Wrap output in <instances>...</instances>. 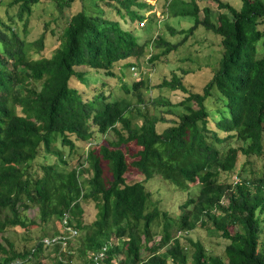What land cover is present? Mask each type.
I'll return each mask as SVG.
<instances>
[{
  "label": "trees",
  "instance_id": "obj_1",
  "mask_svg": "<svg viewBox=\"0 0 264 264\" xmlns=\"http://www.w3.org/2000/svg\"><path fill=\"white\" fill-rule=\"evenodd\" d=\"M52 1L62 9L75 0ZM116 1L124 12L116 8L115 19L85 10L72 14L49 56L41 53L43 31L28 41L13 26L15 19L26 25L40 0H7L8 6H17L16 12L6 19L0 13V264H74V254L82 264H93L89 252L104 245L108 249L103 264H264V174L232 182L217 179L221 171L234 169L238 153L264 154V53L258 56L257 47L264 48V0H240L238 8L211 0L224 10L216 20L209 6L201 11L196 0L171 9L174 15L194 17L183 31L186 35L199 25L219 35L223 52L202 93L190 91L181 77L163 80L160 86L179 88L186 95L177 103L184 111L161 132L156 123L169 120L142 109L141 89H149L148 80L132 82L136 103L125 98L107 101L103 91L84 99L70 85L84 84L91 70L114 76L118 63L135 66L149 45L168 54L184 41L186 35L170 43L156 33L140 42L121 19L141 22L150 4ZM5 3L0 0V6ZM156 56L150 54L149 59ZM213 88L224 99L221 111L207 101ZM170 109L166 110L171 114ZM96 133L106 137L105 143L93 142ZM229 138L240 144L220 153L217 144ZM58 139L70 152L75 141L90 142L83 161L65 169L67 162L56 150L62 165L41 163L38 174L32 163L40 147L49 153ZM129 168L141 173L144 181L159 176L184 191L188 184L198 183L196 196L181 205L186 209L192 204V209L178 218H169L156 206L148 209L150 193L144 181L126 182ZM90 201L97 212L86 224L82 204ZM31 207L45 224L55 221L61 226L63 216L70 214L77 238L67 239L65 246L44 241L59 229L30 248L18 249L1 237L8 228L36 224L25 214ZM160 217L182 232L185 243L165 231L157 246H148L154 236L151 226ZM197 224L210 225L227 241L221 255L207 252L201 241L188 236ZM160 245L165 249L157 253ZM143 247L151 251L146 258L141 256Z\"/></svg>",
  "mask_w": 264,
  "mask_h": 264
},
{
  "label": "rangeland",
  "instance_id": "obj_2",
  "mask_svg": "<svg viewBox=\"0 0 264 264\" xmlns=\"http://www.w3.org/2000/svg\"><path fill=\"white\" fill-rule=\"evenodd\" d=\"M189 0H148L150 4L148 9V19L145 24L138 25V20L129 22L122 20L121 23L124 27H130L135 34L139 36L140 42L145 39H150L157 32L167 42L176 43L181 41L186 31L194 21V17L191 15H174L171 13V9H182L185 5L184 2ZM199 9L202 11L204 6H209L212 13V20H216L217 14L224 11L219 9L217 4L211 0H196ZM226 1L235 7H239L240 0H222ZM7 2V0H3ZM171 3V6L167 5ZM117 6H111V5ZM32 14L28 18V22L24 25L21 21L15 19V24L20 37L33 41L43 31L44 34V48L41 50L42 55L49 56L54 48L59 43V37L61 36L64 26L68 23L72 14L85 10L88 13H98L109 18H116L119 8L122 13L124 9L120 3L116 0H75L70 5L60 9L52 0H40V2L34 7ZM132 9L135 7L132 6ZM17 6H8L7 3L0 6V13L2 17L6 19V16H12L16 12ZM201 11L199 16L202 17ZM119 17V16H118ZM154 18L158 20L161 18L159 28L154 23ZM181 31V32H180ZM259 54L264 53V48L258 44ZM163 48L148 47L145 55L138 59V63L134 66L135 69L131 72V67L125 62H121L114 67V76L105 75L103 71L91 70L85 75L84 84L80 81H73L70 85L76 86L84 99L93 98L96 94L103 91L108 98L107 101H113L115 99H129L132 103H136V98L133 97L131 84L133 81L139 79L148 80L149 89L142 88L143 97V111H147L149 114H155L157 116L163 115L169 120L167 123L157 122L156 129L161 132L164 127L171 125L172 119H177L175 114L184 111L180 104H177L186 95L180 91V89H173L168 86H160L163 80L169 81L174 75L182 78V83L190 89V91L202 93L203 87L208 83L215 70L216 64L220 61L222 56L223 47L220 43V36L213 32L206 30L203 26L199 25L191 34L185 36L184 41L174 50L168 54H163ZM152 54L157 55L156 58L150 60L148 57ZM39 57L38 54L34 55ZM218 65V64H217ZM125 89H128L127 91ZM211 98L207 101H211L212 108H220L224 105L223 97L218 91L213 88L211 90ZM170 103L172 106L167 105ZM176 103V104H175ZM174 104V105H173ZM194 107L196 105L194 104ZM171 108L170 114L166 109ZM222 109H219L221 111ZM224 135L223 133H221ZM74 140V136H71ZM106 137L100 136L98 133L94 134L93 142L96 145L99 143H105ZM107 140V139H106ZM264 143V138H263ZM77 145L75 150L70 152L68 146H63L60 139L53 143L56 147L49 153H44L42 146L40 147L37 157L32 163V169L37 170L40 174L39 164H60L62 165L55 151H59L67 162L65 169L74 168L80 161H83L85 157V151L88 148V142L75 141ZM240 142L235 139L229 138L221 144H217V148L220 153H224L230 146H237ZM264 174V154L261 156H244L238 153V161L231 172H220L217 179L220 182H232L235 177H257L260 178ZM125 179L127 183L135 181H144V176L135 170H129L125 173ZM146 190L150 193V204L148 209L156 206L161 211H165L168 217L178 218L182 213H186L192 209L190 204L186 209H181V205L188 199H192L196 196L198 191V183L188 184L187 190H182L169 182L162 180L159 176H154L144 181ZM83 221L88 224L92 222L96 216L97 209L94 202H83ZM25 214L30 219L35 220L36 224L27 229L21 227L8 228L1 237H6L15 243V247L23 249L24 247L30 248L38 241L40 237L51 235L54 231L60 229L58 223L51 221L47 224L41 223L38 220L37 208L31 207L25 211ZM168 220H164L160 217L151 226V232L154 234L152 241L148 243V246L159 243L162 235L165 231L173 237H180L182 243V232L176 227H172L171 223L166 224ZM170 222V221H169ZM168 227V228H167ZM167 228V229H166ZM166 229V230H165ZM185 234V233H184ZM193 239H198L202 242L207 252L211 254L221 255L223 248L226 244V240L218 233L210 229V225L197 226L187 233ZM79 235V233H78ZM77 238V236H76ZM75 238V239H76ZM75 239L70 243V246H75ZM264 239V237H262ZM45 241V239H44ZM171 243V241H170ZM165 248L160 245L156 251L162 253ZM149 253L145 247L141 249V256L146 258ZM76 260L74 264H82V260H78L76 254H74ZM121 256L119 257V259ZM45 261V259L43 260ZM27 264V263H25Z\"/></svg>",
  "mask_w": 264,
  "mask_h": 264
},
{
  "label": "clouds",
  "instance_id": "obj_3",
  "mask_svg": "<svg viewBox=\"0 0 264 264\" xmlns=\"http://www.w3.org/2000/svg\"><path fill=\"white\" fill-rule=\"evenodd\" d=\"M148 1V0H147ZM143 13H144V15H145V18L144 19H142L141 20V22H139L138 23V25L140 26V24H145L146 22H147V19L149 18L148 17V9H146V10H143ZM161 21H162V19L160 18L159 20L157 19V18H154V23L156 24V26L159 28V26H160V23H161ZM145 22V23H144ZM157 33V32H156ZM155 33V34H156ZM155 34L153 35V36H155ZM148 47H150V48H152V46H148ZM150 56V55H149ZM149 58V57H148ZM131 72H132V70L133 69H135V67H134V65L133 66H131ZM88 144H90V142L88 143ZM235 179H238V178H236L235 177ZM65 215H66V223H64L63 222V220H64V217H65ZM64 216H63V219H62V225L60 226V231L56 234V235H54V237H56V236H66V239H65V243H66V240L67 239H71V238H73V237H75L76 235H77V231L70 225V223H69V219L71 218V216H70V214H65ZM67 227H69V228H71L72 230H75L76 231V233L75 234H71L68 230H67ZM49 238H53L52 236L51 237H49ZM55 244H62V242L61 241H58V242H56ZM63 246H65V244H62ZM105 247V250L103 251V257L98 261V264H103V258H104V256L105 255H107V249H108V245H104L103 247H101L100 249H97V250H94V251H91V252H89V254L92 256V253H96V252H99V251H101V250H103V248Z\"/></svg>",
  "mask_w": 264,
  "mask_h": 264
},
{
  "label": "built area",
  "instance_id": "obj_4",
  "mask_svg": "<svg viewBox=\"0 0 264 264\" xmlns=\"http://www.w3.org/2000/svg\"><path fill=\"white\" fill-rule=\"evenodd\" d=\"M64 223H66V215L64 217V220H63ZM67 230L73 235L76 233L75 230H72L71 228L67 227ZM65 239H66V236H56V237H53V238H45V242L48 243V244H54L58 241H61L62 244H65ZM105 250V247L103 248V250L99 251V252H96V253H92V263L93 264H98V261L103 257V251Z\"/></svg>",
  "mask_w": 264,
  "mask_h": 264
}]
</instances>
